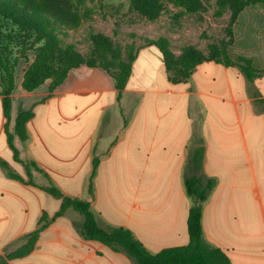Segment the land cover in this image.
Here are the masks:
<instances>
[{
  "label": "crops",
  "instance_id": "crops-1",
  "mask_svg": "<svg viewBox=\"0 0 264 264\" xmlns=\"http://www.w3.org/2000/svg\"><path fill=\"white\" fill-rule=\"evenodd\" d=\"M234 31L233 51L264 71V7L246 8ZM141 56L142 77L152 81L146 87L132 86V72L119 91L107 72L83 65L52 94L50 84L15 89L9 132L20 159L37 168L14 160L0 93V159L8 164L0 165V254L22 246L42 218L49 222L34 252L10 264H135L87 241L75 210L54 218L62 200L44 190L50 186L89 202L100 223L131 230L152 254L186 246L190 178L214 184L203 203L204 240L231 264H264V75L250 83L239 68L206 61L176 84L159 48L140 50L133 71ZM22 110L34 114L25 142L15 134Z\"/></svg>",
  "mask_w": 264,
  "mask_h": 264
},
{
  "label": "trees",
  "instance_id": "trees-1",
  "mask_svg": "<svg viewBox=\"0 0 264 264\" xmlns=\"http://www.w3.org/2000/svg\"><path fill=\"white\" fill-rule=\"evenodd\" d=\"M142 12L149 16H156L160 11V0H130ZM184 4L188 13L198 10L201 0H177ZM263 6L264 0H218V15L230 7L235 20L248 7ZM0 18L7 20L17 27L21 34L31 42V47L38 49L34 60L29 63L21 82L24 92L32 93L50 81L49 92L54 93L62 86L71 71L83 65L90 68H100L107 72L115 81L116 88L122 91L126 88L132 75L136 55L123 57L122 52L108 38L102 34L92 37L94 49L86 63L72 45L64 44L62 36L68 31L78 28L79 16L71 6L69 0H0ZM1 42V34H0ZM231 46V45H230ZM160 48L165 63L166 73L173 83L187 82L196 67L206 61H214L227 67H237L247 80L252 83L264 75L255 67L252 59L244 56L232 57V53L223 47L218 51L222 59L205 60L197 52L188 49L178 62H174ZM27 58V57H26ZM27 60V59H26ZM18 61L11 63L10 57H5L0 45V72L3 96V111L6 119V135L10 149L14 153V160L23 163L27 169L37 168L33 162H23L14 145V136L9 132L12 112V94L17 88L16 68ZM31 111H20L16 120L15 134L25 142L28 139V123L33 119ZM98 159H94L93 172L90 179L89 193H94V178L98 169ZM0 165L7 168L8 164L0 159ZM12 179L22 181L21 177L10 173ZM188 194L194 199V206L190 209L188 219L189 243L186 246L168 248L158 254H152L135 238L131 230L124 227H112L100 223L91 210L89 202L64 196V194L50 186L44 190L50 195L61 199V209L54 218L61 217L67 210L73 209L84 217L81 234L87 241L100 242L116 252L126 253L135 264H231L229 258L219 249L208 244L203 237L202 210L214 184L203 185L197 178L186 180ZM40 229L28 235L24 244L9 254L0 255V264H10L31 255L39 241L40 234L49 222L42 218Z\"/></svg>",
  "mask_w": 264,
  "mask_h": 264
},
{
  "label": "rangeland",
  "instance_id": "rangeland-1",
  "mask_svg": "<svg viewBox=\"0 0 264 264\" xmlns=\"http://www.w3.org/2000/svg\"><path fill=\"white\" fill-rule=\"evenodd\" d=\"M78 13V28L68 31L61 39L66 45H72L86 60L90 57L94 46L93 35L102 34L112 42L123 54L125 59L149 46H160L174 62L181 60L186 50L191 49L205 60L222 59L218 51L226 47L232 57L241 56L233 51L235 43L233 12L228 7L218 15V0H201L197 11L188 13L183 3L177 0H160V11L152 17L142 12L130 0H69ZM1 48L11 63L18 61L16 68L17 90L21 88L23 74L29 63L34 60L38 49L31 47V42L21 34L20 30L10 22L0 18ZM231 45V46H230ZM160 49V48H159ZM27 57V58H26ZM27 59V60H26ZM144 61L141 56L134 67L132 86L146 87L152 81L143 79ZM152 71L155 66L150 65ZM2 73L0 72V93L2 92ZM47 81L44 85L50 84ZM43 85V86H44ZM23 91V90H22ZM13 95V94H12ZM2 109V104L0 105ZM3 115L0 116V122ZM3 139L6 140L5 135ZM8 158L11 154L9 148ZM21 168L14 165L12 172H20ZM9 253H5V256ZM1 255V254H0Z\"/></svg>",
  "mask_w": 264,
  "mask_h": 264
}]
</instances>
